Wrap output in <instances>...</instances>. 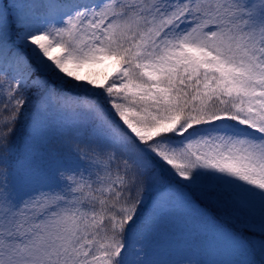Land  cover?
<instances>
[{"label": "snow or ice", "instance_id": "1", "mask_svg": "<svg viewBox=\"0 0 264 264\" xmlns=\"http://www.w3.org/2000/svg\"><path fill=\"white\" fill-rule=\"evenodd\" d=\"M0 264H264V0H0Z\"/></svg>", "mask_w": 264, "mask_h": 264}, {"label": "rangeland", "instance_id": "2", "mask_svg": "<svg viewBox=\"0 0 264 264\" xmlns=\"http://www.w3.org/2000/svg\"><path fill=\"white\" fill-rule=\"evenodd\" d=\"M184 255H185V253H183L182 251H177V252L173 253V258L181 259V258H183ZM163 258L167 259L169 257L164 256ZM200 258L205 259V260H213V259H218L219 257L214 256V255L205 254V255L201 256Z\"/></svg>", "mask_w": 264, "mask_h": 264}]
</instances>
